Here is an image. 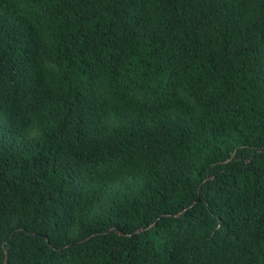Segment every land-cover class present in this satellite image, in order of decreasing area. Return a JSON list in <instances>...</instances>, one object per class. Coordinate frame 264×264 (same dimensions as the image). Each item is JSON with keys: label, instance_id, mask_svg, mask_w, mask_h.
I'll return each instance as SVG.
<instances>
[{"label": "trees", "instance_id": "16d2710c", "mask_svg": "<svg viewBox=\"0 0 264 264\" xmlns=\"http://www.w3.org/2000/svg\"><path fill=\"white\" fill-rule=\"evenodd\" d=\"M0 264H264V0H0Z\"/></svg>", "mask_w": 264, "mask_h": 264}]
</instances>
